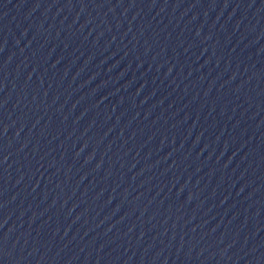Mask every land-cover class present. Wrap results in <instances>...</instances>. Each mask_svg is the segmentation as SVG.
Instances as JSON below:
<instances>
[{
    "label": "water",
    "instance_id": "95a60500",
    "mask_svg": "<svg viewBox=\"0 0 264 264\" xmlns=\"http://www.w3.org/2000/svg\"><path fill=\"white\" fill-rule=\"evenodd\" d=\"M0 264H264V0H0Z\"/></svg>",
    "mask_w": 264,
    "mask_h": 264
}]
</instances>
